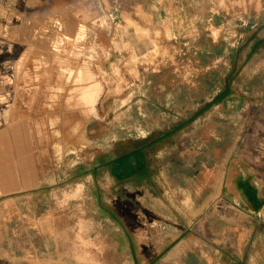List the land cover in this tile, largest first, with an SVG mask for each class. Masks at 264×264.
<instances>
[{"label": "crops", "instance_id": "0c3cea01", "mask_svg": "<svg viewBox=\"0 0 264 264\" xmlns=\"http://www.w3.org/2000/svg\"><path fill=\"white\" fill-rule=\"evenodd\" d=\"M221 1L137 0L132 5L137 15L143 11V2L151 13L163 9L164 37L171 44V52L168 62L148 70L152 74L147 80H131L128 86L135 91L119 99L117 109L113 108L111 116L130 122L129 126L119 125L121 143L127 137L132 143L129 153L112 164L100 165H112L117 180L114 187L106 179V185L100 184L95 192L100 228L110 224L114 234L109 238L96 236L91 220L83 221L81 231L74 223L60 230L52 222V214H45L42 207L29 213L28 208L23 212L10 210L12 203L7 212L6 206L0 207V264H73L81 238L79 257L81 252L90 254L91 244L106 248L116 243L117 256L124 260L121 264H158L159 257L167 264H264V146L255 145L264 138V112L251 119L245 111L249 98L264 93V6L253 17L251 9L249 14L244 12V28L238 22L234 27L227 23L231 29L226 31ZM16 2L0 0V24L4 25H0V56L4 57L0 72L11 69L15 54L21 58L35 53L27 47L18 52L12 48L14 40L28 39L25 33L11 32ZM19 5L21 9L28 7L25 0ZM236 42L239 48H235ZM237 65L243 84L225 85ZM85 73L93 79L88 71ZM206 74L211 75V81L201 80ZM105 84L94 81L81 88V102L73 112L99 116ZM236 87L244 89L243 95L235 92ZM12 125L0 129V154L12 156L20 153L21 145L22 150L28 148V140H22L21 133L14 130L23 125ZM19 168L18 162L7 167L3 164L0 177L7 176L8 180L2 182L4 189L0 191L29 192L28 182L18 180ZM97 179L96 172L90 171L78 192L74 187L67 193L84 195L85 185H98ZM108 183L118 198V209L123 210L121 215L140 210L153 217L147 236L142 235V225L128 228L124 217L101 204ZM156 186L161 191L157 192ZM13 220L19 223L12 225ZM49 220L52 224L45 226ZM151 232L169 233L171 242L153 254L150 250L159 241L150 237ZM205 235L213 246L203 239ZM44 241L51 243L47 247L50 251H45Z\"/></svg>", "mask_w": 264, "mask_h": 264}, {"label": "rangeland", "instance_id": "374dc122", "mask_svg": "<svg viewBox=\"0 0 264 264\" xmlns=\"http://www.w3.org/2000/svg\"><path fill=\"white\" fill-rule=\"evenodd\" d=\"M16 1V7L12 9L11 32L25 33L28 39L14 40L12 48L18 52L20 48L27 47L35 53L21 58L15 54L11 69L0 72V129L8 128L14 122L21 123L23 126H16L14 130L17 134L20 132L22 140L26 138L29 145L23 150L21 145L20 153L12 156L1 153L0 173L4 170V163L7 167L12 166L13 161L14 164L18 162V180L28 182L31 189L27 193L15 194L0 191V207L6 206L7 212L13 203L10 210L23 212L28 208L29 213H35L36 208L42 207L45 214H52V222L60 230L74 223L81 231L83 221L91 220L96 236L100 234L109 238L111 233L114 234L113 227L109 224L107 228H100V209L95 192L100 190V184L106 185V179L114 187L117 180L112 165L107 168H100V165L106 162L112 164L132 148L129 137L125 144L121 143L123 135L119 130V125L129 126L130 122L111 115L115 113L113 108L118 100L130 97L135 91L128 86L131 80H147L152 74L149 69L168 62L171 44L164 37L167 30L164 11L156 9L151 13L148 4L143 2L140 4L143 11L137 15L132 9L137 0H25L28 7L24 9L19 5L24 0ZM221 2L226 31L236 22L240 27L244 26L243 17L249 14V9L253 17L264 6V0ZM0 25L1 28L4 26L2 22ZM234 46L239 48L238 42ZM3 63L4 57L0 56V65ZM85 70L93 76L92 80L87 78ZM240 71L237 65L236 72L229 76L225 85L236 83L241 86L244 78L240 77ZM201 80L211 81L212 77L206 74ZM94 81L106 83L101 90L103 99L98 105L99 116H82L79 111L74 113L73 108L81 102V88ZM238 87L235 92L243 95L244 89ZM245 111L251 119L259 117L264 112V93L260 97L249 98ZM261 139L255 145L264 146V138ZM2 155L6 157L2 158ZM90 171L96 172L98 185L86 184L84 195H69L67 192L74 191V187L78 192L79 185L82 187L81 183ZM5 179L8 180L7 176L0 177V190L4 189L2 182ZM38 183L42 185L36 189ZM109 183L107 194H102L101 204L124 217L128 228L137 227V223L142 225V235L147 236L153 217L140 210L135 213L124 211V216L121 215L123 210L118 209V198L114 191H110L112 184ZM158 188L156 186V191H161ZM73 198L74 201H68ZM69 202L70 211L67 214L65 208ZM16 223L19 221L13 220L12 225ZM51 224L50 220L45 221V226ZM149 235L159 241V245L150 250L153 254L161 252L164 245L171 242L169 233L151 232ZM203 239L213 246L209 236L205 235ZM82 242L81 238L76 243L73 264L124 262L117 256L116 243L108 244L106 248L98 243L91 244L90 254L86 256L81 252L79 257ZM48 246L51 243L44 241L45 251ZM143 250L146 256L148 250ZM13 251L18 252V249ZM192 251L195 255L196 250ZM161 259L157 260L158 264H167Z\"/></svg>", "mask_w": 264, "mask_h": 264}, {"label": "bare ground", "instance_id": "6f19581e", "mask_svg": "<svg viewBox=\"0 0 264 264\" xmlns=\"http://www.w3.org/2000/svg\"><path fill=\"white\" fill-rule=\"evenodd\" d=\"M79 37H80V36H79ZM73 41H74V40H73ZM73 41H72V42H73ZM81 41H82V40H81ZM81 41H80V42H81ZM76 43H77V42H76ZM76 45H77V44H76ZM80 45H81V44H80ZM77 46H78V45H77ZM85 72H86V71H85ZM88 74H89V72H88ZM90 76H91V75H90ZM88 79H89V76H88ZM82 92H84V91H82ZM86 92H87V91H86ZM86 92H85V93H86ZM91 92H93V91H91ZM98 92H99V91H98ZM26 93H27V92H26ZM28 93H29V92H28ZM97 95H98V94H97ZM88 97H89V96H88ZM86 98H87V97H86ZM85 100H86V99H85ZM89 102H92V101L90 100ZM19 126H20V125H19ZM3 133H4V132H3ZM28 144H29V143H28ZM2 146H4V145H2ZM15 180H16V179H15Z\"/></svg>", "mask_w": 264, "mask_h": 264}]
</instances>
